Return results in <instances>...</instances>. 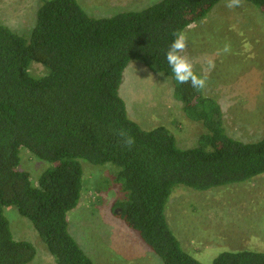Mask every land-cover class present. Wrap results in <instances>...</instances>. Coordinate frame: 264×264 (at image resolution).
<instances>
[{"label": "trees", "instance_id": "obj_1", "mask_svg": "<svg viewBox=\"0 0 264 264\" xmlns=\"http://www.w3.org/2000/svg\"><path fill=\"white\" fill-rule=\"evenodd\" d=\"M223 0H162L142 11L91 17L78 0H40L30 38L0 23V264H31L35 246L14 238L5 207L33 223L56 264H94L70 233L69 213L81 202V161L118 168L126 193L114 210L140 233L163 264H203L172 230L167 205L177 187L195 192L252 182L264 175V138L231 137L221 105L205 91L172 78L165 53ZM264 13V0H245ZM132 62L175 83L186 117L204 129L195 148L182 150L166 127L144 130L120 96ZM33 63L47 70L33 76ZM135 137L121 146L113 129ZM55 166L35 184L20 169L21 150ZM212 264H264V252H221Z\"/></svg>", "mask_w": 264, "mask_h": 264}, {"label": "rangeland", "instance_id": "obj_2", "mask_svg": "<svg viewBox=\"0 0 264 264\" xmlns=\"http://www.w3.org/2000/svg\"><path fill=\"white\" fill-rule=\"evenodd\" d=\"M93 18H111L142 11L162 0H78ZM223 0L207 18L184 33L186 54L195 71L207 75V94L221 105L228 134L253 143L264 138V13L243 0L230 10ZM40 0H0V23L30 38ZM229 54H219L225 44ZM208 59L215 69L205 73ZM47 70L33 63L30 73L42 77ZM175 83L132 62L124 73L120 96L130 119L144 130L168 128L182 150L195 148L204 129L188 119L176 98ZM85 190L78 207L69 213L70 233L94 264H163L114 206L127 195L116 180L118 168L81 161ZM55 165L21 150L20 169L36 184ZM122 188V189H121ZM167 217L183 248L203 264H212L224 251L264 252V175L252 182L195 192L177 187L167 205ZM16 240L31 242L37 256L31 264H56L33 223L17 208L5 207Z\"/></svg>", "mask_w": 264, "mask_h": 264}, {"label": "clouds", "instance_id": "obj_3", "mask_svg": "<svg viewBox=\"0 0 264 264\" xmlns=\"http://www.w3.org/2000/svg\"><path fill=\"white\" fill-rule=\"evenodd\" d=\"M243 0H227L226 7L230 10L242 6ZM173 40L170 43L166 53L165 59L171 70L172 78L179 85L190 84L192 88L197 91H204L207 87V75L198 74L195 71V64L192 58L187 54L188 39L183 31H176L173 34ZM231 52V45L225 44L223 49L218 50L219 54H229ZM206 68L203 69L205 73L211 72L215 69V61L208 59ZM115 135L119 137V142L122 147L132 150L136 144L135 137L124 128L113 129Z\"/></svg>", "mask_w": 264, "mask_h": 264}]
</instances>
